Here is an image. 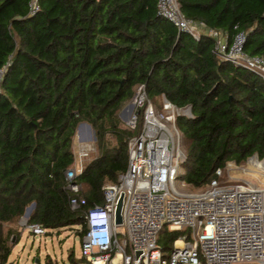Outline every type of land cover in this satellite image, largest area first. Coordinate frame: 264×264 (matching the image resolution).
<instances>
[{
    "label": "trees",
    "instance_id": "trees-1",
    "mask_svg": "<svg viewBox=\"0 0 264 264\" xmlns=\"http://www.w3.org/2000/svg\"><path fill=\"white\" fill-rule=\"evenodd\" d=\"M0 0V264L11 254L3 225L34 204L28 223L46 230L80 227L116 182L136 133L117 117L137 85L148 99L189 108L177 117L184 160L178 179L203 189L215 170L264 159V81L213 53L214 40H194L158 16L156 0ZM182 14L222 31L246 34L243 50L264 59V0H178ZM80 123L95 132L97 155L76 177L84 204L69 207L65 171ZM111 137V141L108 140ZM12 234V233H11ZM189 230L164 226L165 257ZM68 264L75 261L73 254ZM87 264V263H86ZM202 264H205L202 260Z\"/></svg>",
    "mask_w": 264,
    "mask_h": 264
},
{
    "label": "built area",
    "instance_id": "built-area-1",
    "mask_svg": "<svg viewBox=\"0 0 264 264\" xmlns=\"http://www.w3.org/2000/svg\"><path fill=\"white\" fill-rule=\"evenodd\" d=\"M156 10L178 32L194 40L202 35L212 38L218 58L264 81V59L244 52V32L228 42L224 32L186 18L178 0H156ZM37 11V0H31L29 14ZM132 103L125 127L136 134L128 141L127 167L116 182L102 186L103 203L84 213L81 258L87 264H202V260L205 264H264V189L224 181L226 165L215 170V178L205 188L191 190L178 179L184 156L175 124L177 117L191 118L189 108H178L163 97L155 105L143 84L135 87ZM79 145L75 166L65 171L72 211L84 204L79 196L82 185L75 179L92 151L91 145ZM121 194L125 237L119 239L114 217ZM24 225L33 237L48 231L37 224ZM164 226L170 231H190V239L184 236L174 241L167 257L157 242Z\"/></svg>",
    "mask_w": 264,
    "mask_h": 264
},
{
    "label": "rangeland",
    "instance_id": "rangeland-1",
    "mask_svg": "<svg viewBox=\"0 0 264 264\" xmlns=\"http://www.w3.org/2000/svg\"><path fill=\"white\" fill-rule=\"evenodd\" d=\"M131 104H133L132 98L124 104L117 114L120 127L123 129H126L125 118H127L129 114V106ZM122 110H125V112L121 117L119 114ZM83 127H88L90 129V138L86 139L87 141H84V144L91 145L92 147V151L89 152L88 157L83 160L82 164L84 167L97 155V148L94 130L88 124L80 123L74 137L75 141L72 145L74 156L77 154L78 147L80 146L78 144L79 138L77 139L78 132H81L82 129H84ZM108 140L111 141L110 136H108ZM84 144L81 145L84 146ZM180 148L184 156L185 151L182 137H180ZM73 166H75V163ZM76 168H78V163L76 164ZM181 173L182 171H180V174ZM223 180L231 183L247 182L264 189V159L259 160L256 156H253L239 166L228 163ZM28 218L29 216H27V211L25 210L23 216L15 223L3 225V234L8 238V245L11 247V254L7 264H68V257L70 254H73V259L75 261L81 259L80 227L75 226L60 230H49L45 236L33 237V235L25 229L24 224L25 222L27 223ZM117 231L119 233V239L125 237L124 226H119Z\"/></svg>",
    "mask_w": 264,
    "mask_h": 264
},
{
    "label": "water",
    "instance_id": "water-1",
    "mask_svg": "<svg viewBox=\"0 0 264 264\" xmlns=\"http://www.w3.org/2000/svg\"><path fill=\"white\" fill-rule=\"evenodd\" d=\"M133 108H134V106H133V104H131V105L129 106V109H130L129 114L133 111ZM124 112H125V110H122V111L120 112L119 116L122 117V115L124 114ZM129 114H128V116H129ZM128 116H127V118H125V120L128 119ZM123 197H124L123 194H121V195L119 196L118 200H117V203H116L115 217H114V224H115L116 226H121V225H122V215H121V211H122V205H123ZM33 209H34V204L32 203V204L30 205V207H28V208L26 209V211H27V216L29 215V213H30L31 210H33ZM84 264H86V263H84Z\"/></svg>",
    "mask_w": 264,
    "mask_h": 264
},
{
    "label": "crops",
    "instance_id": "crops-1",
    "mask_svg": "<svg viewBox=\"0 0 264 264\" xmlns=\"http://www.w3.org/2000/svg\"><path fill=\"white\" fill-rule=\"evenodd\" d=\"M84 129H82V131L81 132H78V136H77V139L81 142H79L78 141V144H84V141H87L86 139H89L90 138V133H89V131H90V129L88 128V127H83ZM83 130H85V131H83ZM75 141V140H74ZM83 142V143H82ZM74 143V142H73ZM29 207H30V205H29ZM28 208V207H27ZM26 208V209H27ZM25 209V210H26ZM33 210H31V212H32ZM31 212L29 213V215L28 216H30V214H31Z\"/></svg>",
    "mask_w": 264,
    "mask_h": 264
}]
</instances>
